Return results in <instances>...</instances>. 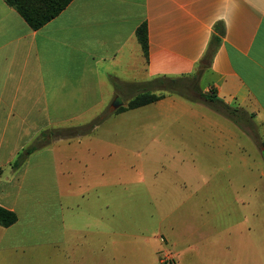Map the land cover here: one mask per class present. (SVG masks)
Instances as JSON below:
<instances>
[{"label":"crops","instance_id":"obj_1","mask_svg":"<svg viewBox=\"0 0 264 264\" xmlns=\"http://www.w3.org/2000/svg\"><path fill=\"white\" fill-rule=\"evenodd\" d=\"M142 24L147 57L136 37ZM217 25L224 32L198 88L264 125V0H73L39 30L0 0V207L17 217L9 228L0 227V252L24 249L3 240L18 230L34 190V201L49 195L58 235L90 226L102 233V218L81 206H100L104 192L97 190L116 185V139L123 133L139 142V150L155 148L159 156L213 151L210 175L200 182L213 195L197 203L209 205L205 227L165 237L174 254L170 264H264V197H218L219 189L231 194L246 188L255 167L242 140L247 134L228 119L208 116L201 104L165 94L155 103L113 113L89 134L54 142L13 168L42 132L85 125L107 107L116 109V92L136 94L155 78L192 76ZM259 151L264 158V149ZM260 175L264 178V170Z\"/></svg>","mask_w":264,"mask_h":264},{"label":"rangeland","instance_id":"obj_2","mask_svg":"<svg viewBox=\"0 0 264 264\" xmlns=\"http://www.w3.org/2000/svg\"><path fill=\"white\" fill-rule=\"evenodd\" d=\"M159 93L156 92L157 95ZM134 94L129 89L116 92V109L127 106ZM198 100V104L205 106L202 108L208 116L219 115L227 119L203 100ZM107 109L109 113L115 111L111 106ZM230 121L246 132L242 140L248 147L249 164L256 168L253 167L245 180V189L233 188L231 194L226 189H219L218 197H264V178L260 175L264 170V158L259 151L264 149V125H257L241 114L234 115ZM119 126H116L117 130L122 129ZM234 132L239 133L236 129ZM118 134L121 138L116 139V144L120 145L116 149V185L97 190L98 193L104 192L100 206H81L92 217L96 214L102 218L103 232H97L90 226L77 234L58 235V230L53 228L54 223L58 224L56 216L52 210L49 212V195H43V199L38 198L41 201L35 202L38 199L33 200L37 194L34 190L32 201L27 205L31 208L16 227L18 230L8 231L3 240V243L20 244L24 249L1 251L0 264H137L141 260L148 264H158L157 261L170 264L174 254L165 237L175 230L192 231L199 225L205 227L209 205L197 203L213 195L209 185L200 184L210 175L208 168L214 160L208 154L213 153L212 149L207 147L200 156H159L155 148L147 150L149 153L146 154L139 150L138 141H130L125 134ZM47 170L44 169L45 172ZM45 178L48 180L47 172ZM258 184L257 189L255 186ZM44 192H48V188ZM100 207H104L103 211ZM199 215H202L201 220ZM83 219L80 224L85 223ZM50 231L55 234H50ZM137 247L142 248V257L138 256L139 251L135 252ZM154 250L156 254H153ZM166 252L172 259L163 263Z\"/></svg>","mask_w":264,"mask_h":264},{"label":"trees","instance_id":"obj_3","mask_svg":"<svg viewBox=\"0 0 264 264\" xmlns=\"http://www.w3.org/2000/svg\"><path fill=\"white\" fill-rule=\"evenodd\" d=\"M72 1L73 0H4L9 7L14 9L20 15V17L32 30H39L42 28L48 22L57 17ZM214 31L215 35L210 41V47L206 52L203 61L200 63L192 76L185 78H155L143 86H138L136 88V94L129 100L127 106H120L115 109L113 113L119 114L155 103L161 100L165 93H168L178 95L192 103H198V101H200L198 100L199 98L207 103L211 109L220 113L227 119L233 120L234 115L239 114L238 110L224 105L215 97L213 92L209 94H202L198 89L199 77L202 71L211 62L214 50L220 42V37L223 35L224 28L222 25H217L215 26ZM136 37L142 48L144 56L147 57L148 41L147 28L145 24H142L137 28ZM156 92L160 93L157 95ZM194 95L198 98L194 97ZM113 113L106 111L104 114L98 116L95 120L85 125L49 129L42 132L32 146L24 149L18 155L16 161L13 163V168L17 169L21 167L29 155L51 145L54 142L60 140L78 139L89 134L95 127L100 125ZM262 154H264V152H262ZM16 221L17 217L14 212L0 207V227L9 228L14 225Z\"/></svg>","mask_w":264,"mask_h":264},{"label":"built area","instance_id":"obj_4","mask_svg":"<svg viewBox=\"0 0 264 264\" xmlns=\"http://www.w3.org/2000/svg\"><path fill=\"white\" fill-rule=\"evenodd\" d=\"M163 257H164L163 263L167 262V261H171V259H172V256L169 252H166Z\"/></svg>","mask_w":264,"mask_h":264},{"label":"water","instance_id":"obj_5","mask_svg":"<svg viewBox=\"0 0 264 264\" xmlns=\"http://www.w3.org/2000/svg\"><path fill=\"white\" fill-rule=\"evenodd\" d=\"M114 105H116L117 106V102H115V104Z\"/></svg>","mask_w":264,"mask_h":264}]
</instances>
